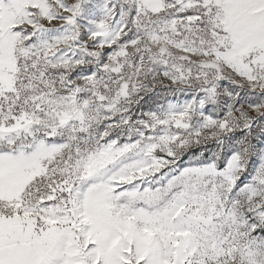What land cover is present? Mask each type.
<instances>
[{
	"label": "snow or ice",
	"instance_id": "6c2138e0",
	"mask_svg": "<svg viewBox=\"0 0 264 264\" xmlns=\"http://www.w3.org/2000/svg\"><path fill=\"white\" fill-rule=\"evenodd\" d=\"M0 264H264V0H0Z\"/></svg>",
	"mask_w": 264,
	"mask_h": 264
}]
</instances>
